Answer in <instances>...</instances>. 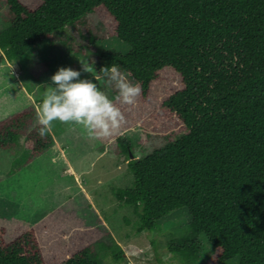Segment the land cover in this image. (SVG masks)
<instances>
[{
    "label": "trees",
    "instance_id": "1",
    "mask_svg": "<svg viewBox=\"0 0 264 264\" xmlns=\"http://www.w3.org/2000/svg\"><path fill=\"white\" fill-rule=\"evenodd\" d=\"M0 62L16 61L42 43L62 40L65 29L93 16L104 33L130 46L122 55L100 52L94 72L117 64L141 95L117 103L125 120L107 148L132 155L121 132L141 126L166 144L127 160L130 188L112 190L133 206L136 231H154L175 210L211 247L210 264H264V0H0ZM171 70L177 83L156 95L153 83ZM36 110L0 120V150L46 152L51 135L37 134ZM107 138H97L106 141ZM110 138V139H111ZM133 156V155H132ZM107 232L85 225L74 211L55 208L34 224L0 216V264H102L95 245ZM150 243L154 246L155 240ZM188 264L200 259L199 239L169 240ZM123 251L112 254L117 261ZM157 261L160 262L159 259Z\"/></svg>",
    "mask_w": 264,
    "mask_h": 264
},
{
    "label": "rangeland",
    "instance_id": "2",
    "mask_svg": "<svg viewBox=\"0 0 264 264\" xmlns=\"http://www.w3.org/2000/svg\"><path fill=\"white\" fill-rule=\"evenodd\" d=\"M6 15V6L0 5V30L7 25ZM60 36L62 40H47L16 61L0 62V120L29 106L37 112L47 86H55L51 77L60 67L80 71L81 79L97 83L109 98L115 97V89L105 84V78L94 70L84 72L82 64L93 68L100 52L124 55L130 46L104 33L93 16L72 30L65 29ZM160 76L151 89L158 96L177 83L169 69ZM141 130L136 125L121 132L133 145L131 157L118 147L107 148L112 136L106 141L89 138L81 126L59 121L53 122L49 132L52 146L30 162H25L28 151L23 146L15 152L0 150V216L34 224L55 208L74 211L85 225L108 233L94 248L102 264H188L173 254L167 243L192 238L199 239L204 247L200 259L192 264H210L211 247L202 234L193 233L184 210L161 219L154 231L139 233L133 206L120 204L113 195L115 188L132 186L128 158L140 159L166 144L165 139L155 136L139 147ZM118 250L124 255L115 261L112 254ZM227 264H238V260Z\"/></svg>",
    "mask_w": 264,
    "mask_h": 264
},
{
    "label": "clouds",
    "instance_id": "3",
    "mask_svg": "<svg viewBox=\"0 0 264 264\" xmlns=\"http://www.w3.org/2000/svg\"><path fill=\"white\" fill-rule=\"evenodd\" d=\"M6 61V60H5ZM84 72H93L85 66ZM105 84L114 88L116 95L109 98L97 83L81 79V72L71 67H60L51 77L40 107L36 112L37 134L46 136L54 121L81 126L89 138H107L122 125L125 116L117 103L134 105L141 95L139 83H133L117 64L101 68Z\"/></svg>",
    "mask_w": 264,
    "mask_h": 264
}]
</instances>
